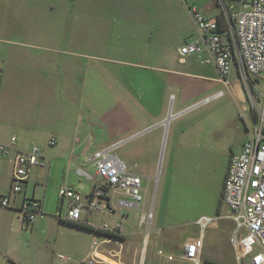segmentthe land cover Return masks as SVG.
Segmentation results:
<instances>
[{
	"label": "crops",
	"instance_id": "crops-1",
	"mask_svg": "<svg viewBox=\"0 0 264 264\" xmlns=\"http://www.w3.org/2000/svg\"><path fill=\"white\" fill-rule=\"evenodd\" d=\"M187 4L205 16L219 17L221 22L227 9L245 7L241 0H148L140 35L146 49L139 59H109L129 68H83L69 58L72 61L67 63L57 47H42L45 53L31 54L25 65L27 68L33 63L35 67L19 75L16 54L3 50L4 40L0 39V141L5 143L15 135L19 150L37 145L45 161L31 169L22 190L15 194L10 191L12 156L0 154V196L9 194L12 200L10 208H0V216L13 214L27 236L40 234L43 221L36 219L31 226H25L17 218L15 212L22 202L39 201L43 214L38 218L44 220L43 198L48 186L57 194V212L63 205L58 194L62 185L87 196L96 180L94 153L105 150L115 155L128 172L141 177L144 209L151 208L152 213L156 210L148 245L155 248V253L163 249L165 254H171L174 259L168 264H179L180 254L199 235L197 218L224 212L221 192L229 161L240 151L249 128L256 123L252 98L239 78H227L222 83L215 65L207 62L205 55L180 54V48L198 36ZM130 34L129 42L133 38ZM40 37L50 41L51 34ZM220 83L237 97L241 110L232 111V101L222 99V92L216 91ZM52 139L54 144L49 145ZM200 162L208 165L203 172L211 174L207 180L210 195L204 204L188 192L189 179L197 175ZM155 176L157 190L153 193ZM42 184L45 187L38 191ZM80 186L87 188L81 192L77 189ZM107 195L111 211L92 215L88 220L93 224L105 220L116 223L120 231L117 242L103 244L97 257H93L91 230L89 247L83 253V259L90 260H81V264H146L138 258L145 237V227L139 223L140 209L118 206L116 195L130 199L124 191L108 189ZM130 209L137 210V220ZM6 223L0 218L1 227L11 226ZM231 224L227 219L211 223L204 246L215 244L225 230L230 231ZM213 233H217L215 238ZM41 238L51 251L58 248L54 233L44 232ZM112 245L119 249H109ZM123 245L133 253L130 262L123 260ZM109 250L121 251L120 257L109 256ZM155 253L148 264L162 259Z\"/></svg>",
	"mask_w": 264,
	"mask_h": 264
},
{
	"label": "built area",
	"instance_id": "built-area-1",
	"mask_svg": "<svg viewBox=\"0 0 264 264\" xmlns=\"http://www.w3.org/2000/svg\"><path fill=\"white\" fill-rule=\"evenodd\" d=\"M187 2V0H182ZM242 9L228 10L225 19L205 16L193 5H186L197 31V38L186 42L179 50L181 55H205L207 62H212L224 82L235 67L243 81L248 82V75L262 85L259 95L253 93V102L260 96V120L248 130L247 137L240 151L233 154L229 161L223 181L221 202L226 207L224 212L213 216H199L195 222L199 235L184 249L179 258L200 263L203 239L206 229L217 220L232 221L228 243L233 251L236 264H264V0H241ZM253 84V85H255ZM252 85V86H253ZM251 90V88H250ZM257 113V110H256ZM17 137L12 135L7 142L0 141V154L12 156L11 193H19L33 167L43 165L42 152L37 145L28 150L17 148ZM49 145L54 141L49 140ZM93 163L96 180L87 196H82L73 187L61 186L58 189L63 205L57 217L66 222L90 225L94 235L91 240V255L97 257L105 243L117 242L119 227L116 223L102 222L93 224L89 217L100 212H110L106 196L108 189L114 192L124 191L130 199L116 195L118 206L140 209V225H144V240L140 260L147 251L150 225L153 213L145 210V196L142 193V180L138 174L128 172L115 155L105 150L94 153ZM11 196H0V208L11 207ZM25 225L31 226L36 218L42 216L40 202L25 200L15 212ZM109 256L120 257L121 251H107ZM162 259L157 264H168L174 257L165 254L163 249L155 253ZM8 264H16L14 262Z\"/></svg>",
	"mask_w": 264,
	"mask_h": 264
},
{
	"label": "rangeland",
	"instance_id": "rangeland-1",
	"mask_svg": "<svg viewBox=\"0 0 264 264\" xmlns=\"http://www.w3.org/2000/svg\"><path fill=\"white\" fill-rule=\"evenodd\" d=\"M147 2L148 0H0V39L5 42L1 44L2 49L16 54L14 60L19 64V75H26L35 67L33 63L27 68L25 65L28 64L27 61L30 60L28 57L31 58V54L45 53L41 49L42 47H57L58 51L64 53L63 57L66 58L67 63L70 64L72 60H75L83 68H91L96 65L103 68L121 67L118 62L109 59H139L143 49H146L140 35L145 26L143 14L148 11ZM45 33L51 34L50 41L40 37ZM130 33H133V38H131L133 42L128 41L130 36L127 35ZM79 53L81 57H77ZM68 58L72 60H68ZM122 67L129 68L126 64ZM227 78H239L243 89L251 97L249 82L243 81L234 68ZM222 83L219 84L216 91L222 92V99L232 101L230 107L232 111L241 110V106L236 101L237 97L233 96ZM253 89L255 95H259L263 88L262 85L255 84ZM251 98L253 99V97ZM252 99L253 106L257 110L255 121L258 122L263 98L261 99L259 96L257 103ZM205 165L208 168L207 163H198L197 175L191 176L188 183V192L201 198L203 204L207 202L210 195V186H208L207 180L211 176V174L203 172ZM200 168L201 171H199ZM160 169L161 161L159 160L155 174L157 177L160 174ZM157 177L155 176L153 180L151 190L153 193L155 189L157 190ZM44 187L45 184H42L37 190L42 191ZM86 188L80 186L77 189L83 192ZM43 199V209L46 212L43 216L45 218L44 220L36 218L37 222L43 221L44 227H41L43 229H40V234L38 232L27 236L28 232H25L22 225L13 218V214L0 216L3 223L11 224L10 227L0 226V264L12 262L19 264H70V262L81 264L82 261L89 262L90 258L83 259V253L89 247L91 230L69 225L56 217L57 194L56 196L53 194L51 187H47ZM155 211H153L154 214ZM129 212L132 217L135 216V219H138L137 210L130 209ZM106 221H99V223ZM44 232L47 235L54 233L59 244L56 250L51 251L52 248L46 243L47 241L42 240ZM227 232L229 231L225 230L222 237L215 240V244L205 246L203 244L199 264H202L201 257L203 259V255H207L210 260L219 264H236L233 251L227 242ZM216 234L213 233L212 237L215 238ZM111 248L119 249L116 245L110 246L109 249ZM153 253H155V248L148 245L144 256L146 264L153 257ZM102 254L107 253L102 252ZM123 255L124 261H132L133 253L128 252L125 246ZM138 258L140 259V255ZM177 261L179 264H194L192 261L181 258H178Z\"/></svg>",
	"mask_w": 264,
	"mask_h": 264
},
{
	"label": "trees",
	"instance_id": "trees-1",
	"mask_svg": "<svg viewBox=\"0 0 264 264\" xmlns=\"http://www.w3.org/2000/svg\"><path fill=\"white\" fill-rule=\"evenodd\" d=\"M248 82H249V87L251 88V91L254 93V89H253L252 85L257 83V80L254 79L252 76L248 75ZM62 222L67 223L69 225L77 226L78 228H85V229H88V230H93L92 226H90V225H83V224H77V223H74V222H66V221H62ZM201 262H202V264H219L216 261L210 260L207 255H204L203 259L201 258ZM221 264H223V263H221Z\"/></svg>",
	"mask_w": 264,
	"mask_h": 264
}]
</instances>
